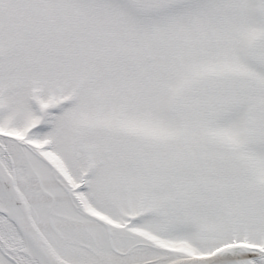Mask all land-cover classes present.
<instances>
[{"label": "snow or ice", "instance_id": "1", "mask_svg": "<svg viewBox=\"0 0 264 264\" xmlns=\"http://www.w3.org/2000/svg\"><path fill=\"white\" fill-rule=\"evenodd\" d=\"M0 264H264V0H0Z\"/></svg>", "mask_w": 264, "mask_h": 264}]
</instances>
